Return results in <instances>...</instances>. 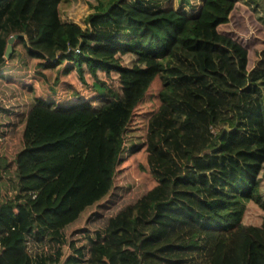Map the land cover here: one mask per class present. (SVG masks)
Returning <instances> with one entry per match:
<instances>
[{
    "label": "trees",
    "instance_id": "1",
    "mask_svg": "<svg viewBox=\"0 0 264 264\" xmlns=\"http://www.w3.org/2000/svg\"><path fill=\"white\" fill-rule=\"evenodd\" d=\"M60 1L0 0V79L17 46L34 75L57 71L48 93L11 80L31 103L21 148L0 157L15 173L0 264H264V48L248 68L247 48L218 30L236 0L99 1L85 28L60 20ZM141 116L128 157L141 153L145 191L75 246L66 231L112 190ZM45 240L53 251H38Z\"/></svg>",
    "mask_w": 264,
    "mask_h": 264
},
{
    "label": "rangeland",
    "instance_id": "2",
    "mask_svg": "<svg viewBox=\"0 0 264 264\" xmlns=\"http://www.w3.org/2000/svg\"><path fill=\"white\" fill-rule=\"evenodd\" d=\"M99 1L105 2L106 0H61L58 6L59 18L62 22H73L85 28L88 25V16L94 12V7ZM176 1L181 3V0ZM145 2L153 7L178 5L174 3V0H145ZM191 2L195 4L197 0H191ZM183 7L189 11L194 8L188 4ZM218 30L235 38L247 48L248 68H250L257 58V52L264 48V0H236L228 23L220 25ZM14 34H9L8 39ZM122 38L127 39L126 36ZM13 45L14 41L12 47ZM12 52H14L13 49L9 57ZM15 53V56L4 65V77L0 79V157L5 160L9 159L11 162L15 153L21 148V116L31 103L29 95L11 80L31 81L37 86L39 92L48 93L57 76L55 68L47 69L44 78L34 75L30 67V59L27 58L24 51L17 46ZM6 78H10V81ZM60 89L59 86L56 87V98H61L63 91ZM144 109H147V106H144ZM144 122L145 117L141 116L135 118L131 123L125 140V148L121 154L122 158L127 156L126 161L118 167L110 193L92 208L94 211L89 215L88 220L79 222L66 231L67 238H75L72 240L75 246H87L89 238H93L96 231L102 230L103 221L108 215L113 214L145 191L146 176L141 173L136 164L141 153L138 152L134 156L128 157L131 145H136L137 148L141 145ZM6 169L8 170L9 167L2 162L0 166V201L4 198L3 193L10 195L14 190L12 188L15 173L9 170L5 172ZM67 243L64 248L71 250ZM54 248L55 245L51 241L45 240L38 251L51 252Z\"/></svg>",
    "mask_w": 264,
    "mask_h": 264
},
{
    "label": "water",
    "instance_id": "3",
    "mask_svg": "<svg viewBox=\"0 0 264 264\" xmlns=\"http://www.w3.org/2000/svg\"><path fill=\"white\" fill-rule=\"evenodd\" d=\"M18 36H19V34H14L9 39H7V44H6V48L4 51L5 57H9V55L12 51V43Z\"/></svg>",
    "mask_w": 264,
    "mask_h": 264
}]
</instances>
